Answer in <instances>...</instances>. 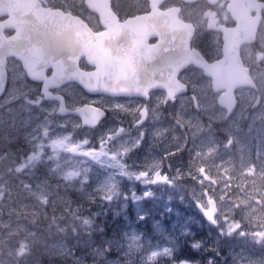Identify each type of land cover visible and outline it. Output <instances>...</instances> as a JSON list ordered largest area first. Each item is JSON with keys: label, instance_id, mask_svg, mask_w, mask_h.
I'll return each instance as SVG.
<instances>
[{"label": "flooded vegetation", "instance_id": "obj_1", "mask_svg": "<svg viewBox=\"0 0 264 264\" xmlns=\"http://www.w3.org/2000/svg\"><path fill=\"white\" fill-rule=\"evenodd\" d=\"M40 2L44 9L62 10L79 18L93 32L109 30L122 36L132 48L131 55L123 61V69L153 72L155 83L161 85L142 96L91 92L75 79L57 78L52 64L33 78L23 60L13 54L0 56V184L3 178L18 187L43 182L44 187L50 186L47 198L73 194L67 187L84 175L82 169L88 167L87 163H95L93 153L85 154L87 162L82 163L79 157L82 130L87 138L97 139L109 122L117 120L120 133L115 139L127 143L122 135L126 128L140 130L145 139L152 108L158 100L163 115L172 120L176 115L174 108L182 98H191L195 106V100L199 101L197 86H213V78L199 62L220 63L221 69L228 70L245 68L249 85L235 90V111L227 114L221 106L226 113L224 123L237 115L242 97L251 94L243 116L247 121L254 116L261 129H254L250 143L241 145L235 143L232 130L218 124L215 139L220 141L218 159L225 168L229 165L236 169L242 160L250 168L234 178L240 183V191L217 193L208 186L218 189L226 180L232 186V172L218 178L201 166V205H215L217 225H211L199 209L189 215L187 256L202 264H264V0H110L107 5L114 17L108 19L107 25L87 0ZM8 20L13 18L0 16V43L17 34V27ZM95 68L85 54L79 58V71L88 73ZM126 83L136 82L126 79ZM140 83L155 84L145 77ZM172 85L186 91L171 96L163 86ZM186 131L189 147L192 141ZM104 137L112 138L111 133ZM76 164L81 165L79 170L74 169ZM158 170L163 181L168 166L164 163ZM99 174L95 165L90 166L91 181ZM194 179L193 175L187 177L188 181ZM1 238L11 244L5 236Z\"/></svg>", "mask_w": 264, "mask_h": 264}, {"label": "rangeland", "instance_id": "obj_2", "mask_svg": "<svg viewBox=\"0 0 264 264\" xmlns=\"http://www.w3.org/2000/svg\"><path fill=\"white\" fill-rule=\"evenodd\" d=\"M196 92L199 109L191 98H182L172 120L163 115L158 100L145 139L140 130L132 128L122 133L127 143L115 139L120 133L117 120L109 122L97 139L87 138L82 130L79 157L82 163L87 162L85 154L93 153L95 163H87L84 175L67 187L73 194L47 198L50 186L44 187L43 182L18 187L3 178L0 264H198L183 256L180 248L190 232V211L203 200L204 189L198 179L201 166L218 178L232 172V186L228 180L218 189L208 186L217 193L240 191L234 178L250 168L246 160L236 169L224 167L218 159L220 141L215 139V131L221 125L232 130L235 143L248 145L250 133L261 127L254 116L248 121L243 116L251 94L242 97L237 115L224 123L226 113L218 103L219 94L209 83L197 86ZM186 129L192 141L189 147ZM106 133L112 138L104 137ZM164 163L169 170L165 179L157 182L154 174ZM94 165L100 174L91 181L88 170ZM80 167L76 164L74 169ZM191 175L195 179L188 181ZM101 211L110 213L114 231L97 225ZM94 231L99 236H94Z\"/></svg>", "mask_w": 264, "mask_h": 264}, {"label": "water", "instance_id": "obj_3", "mask_svg": "<svg viewBox=\"0 0 264 264\" xmlns=\"http://www.w3.org/2000/svg\"><path fill=\"white\" fill-rule=\"evenodd\" d=\"M87 2L101 14L105 25L108 24V19L114 17L107 5L109 0ZM2 15H10L13 18L8 20V23L11 21V24L17 27V34L12 38L2 39L0 49L3 51L0 56L4 58L13 54L23 60L33 78L35 74H41L48 64H52L57 78L75 79L93 92L146 95L161 85L155 83L157 80H154L153 72L141 68L123 69V61L127 55H131L132 48L116 33L109 30L93 32L77 17L61 10L44 9L40 0H0V16ZM83 54L90 65L96 66L94 71L85 73L78 70V61ZM198 65L203 66L206 74L213 77L214 91L225 89L218 101L231 113L237 105L235 89L249 85L248 71L245 68L221 69L220 63L208 64L204 60ZM141 77L155 84L141 85ZM126 79L136 83L129 85ZM163 88L167 89L171 96L185 91V88L177 85ZM93 124L91 122V125ZM155 179L159 181V173ZM201 210L212 225L217 224L214 219V205L211 209L202 207Z\"/></svg>", "mask_w": 264, "mask_h": 264}, {"label": "trees", "instance_id": "obj_4", "mask_svg": "<svg viewBox=\"0 0 264 264\" xmlns=\"http://www.w3.org/2000/svg\"><path fill=\"white\" fill-rule=\"evenodd\" d=\"M96 220L98 222L97 225L98 224L104 225L106 227L107 231H109V232L114 231V230H112L111 227L115 225V221L113 222L114 225H111L112 220H111L110 213H107L106 211H101V212H99ZM117 227H119V226H117ZM118 229H121V228H118ZM94 236H99V232L94 231ZM185 244H186V240L184 241V245Z\"/></svg>", "mask_w": 264, "mask_h": 264}]
</instances>
